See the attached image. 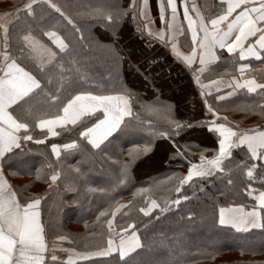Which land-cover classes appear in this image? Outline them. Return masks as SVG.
<instances>
[{"label":"trees","instance_id":"1","mask_svg":"<svg viewBox=\"0 0 264 264\" xmlns=\"http://www.w3.org/2000/svg\"><path fill=\"white\" fill-rule=\"evenodd\" d=\"M28 2L0 0V53L7 51L40 82L26 102L11 108L14 117L29 123L25 133L32 140L6 153L2 166L21 204L42 197L40 215L49 245L62 244L86 257L71 263L65 250H53L45 264H264V210L262 227L247 231L224 226L218 218L225 206H256L255 197L264 191V161L250 160L246 146L236 147L222 161L223 171L215 169L179 184L190 164L200 163L201 154L208 159L217 155L219 134L209 130L213 124L239 130L264 126V90L207 92L196 82L236 73L243 64L238 53L221 52L219 60L199 75L198 65H187L167 40L148 34L146 21L138 12L134 17L132 0H51L61 12L48 0H37L31 14L24 8ZM197 2L207 17L219 5L217 0ZM149 4L159 24L158 0ZM96 10L111 13L113 20L105 21L94 14ZM51 29L63 36L65 49L56 48L44 35ZM28 34L46 46L38 56L24 45L22 38ZM247 62L256 80L264 83V55ZM80 92H126L131 97L132 115L99 147L79 135L84 126L102 118L99 112L57 129L56 136L36 127L38 119L57 114ZM165 106L167 112L150 110ZM72 141L76 147L53 154V144ZM253 163L257 168L249 180L244 165ZM125 164L127 178L119 184ZM53 174H58L57 184L50 179ZM249 185L254 196L248 193ZM151 200L159 207L145 215L139 209ZM121 228L128 234L134 231L140 246L123 258L118 252L96 255L109 238L118 242Z\"/></svg>","mask_w":264,"mask_h":264},{"label":"snow or ice","instance_id":"2","mask_svg":"<svg viewBox=\"0 0 264 264\" xmlns=\"http://www.w3.org/2000/svg\"><path fill=\"white\" fill-rule=\"evenodd\" d=\"M50 6L57 12H61L60 8L48 0ZM252 0H225L226 8L221 14L215 18H211L208 23H205L204 17L199 11H196L197 19L193 20L189 15V8L184 6L183 16L187 21V30L191 34V51L188 54L181 53L176 44L172 43V51L181 58L187 65L191 66L192 63L199 58L201 68L199 71H204L205 66L216 60L215 49H226L229 54L239 50L240 59H245L247 56L260 59L261 51H264V0H259L258 6L249 7L248 5ZM37 0H29L24 5L29 14L32 12V5L36 4ZM135 15L139 14L143 21L145 30H149V35H156L161 41L165 39L164 29L153 32L150 30V25L153 23L150 16L149 0H142L137 4V0H132L130 6ZM196 10L195 5L192 6ZM159 19L161 22H166L169 31V40L173 41L176 35H183V30L175 28V21L177 20V5L176 0H159ZM166 8L170 10V18L165 20ZM236 12V9H241ZM236 12L234 19H229ZM96 15L102 16L105 21H112L113 16L111 13H105L103 10H96ZM63 15V13H61ZM227 21V29L224 30L220 27L222 22ZM211 25V27H209ZM4 46L8 47L7 29H3ZM78 31V29H77ZM254 44L249 43L245 47V41L249 37H256ZM44 35L48 36L54 43L60 47L61 50L67 47L63 40L55 32H45ZM235 35V38L230 42V38ZM24 45L30 50L31 53L39 55L40 52L46 49L35 36L31 34L23 36ZM258 46V49L257 47ZM199 49V52L197 51ZM23 52V49H22ZM54 55V54H51ZM0 158L5 156V153H11L13 148L20 147L21 138L25 141L32 140L31 135H23L21 137L17 133L20 130L28 131L30 125L27 122H22L13 116L9 108L12 105H17L18 102H26L34 90L40 88V82L29 71L21 67L14 58H12L7 51L0 53ZM248 68L247 64L240 65L241 74L243 70ZM196 82L200 87L206 88L208 85L201 84L199 79ZM220 80L209 81L211 85H218ZM235 88L245 87L249 92H255L257 89L264 90V84L257 83L254 79H246L243 81L236 80L233 77V86ZM219 90V89H217ZM201 95H204L201 92ZM226 95H231L227 93ZM56 96H52V100H56ZM217 100L224 99L223 96H217ZM205 105L209 112L216 113L205 101ZM102 111L103 118H97L95 123L91 126H84L83 130L79 132L81 137H86L93 147H99L101 141L106 139L114 131H116L124 117L132 115L131 97L126 92L118 93L116 95H93L90 92H80L73 95L63 104L62 108L57 114L50 118H40L36 121V127L40 129H47L48 134L56 136L58 133L54 130L56 127L63 128L65 125H76L81 121L82 117L91 118L97 111ZM152 111L167 112V106L163 110L150 109ZM167 119V117H165ZM227 120V117L224 118ZM175 124L179 129L181 125L173 120L168 121ZM210 131H215L219 134V148L217 155L211 159L206 158L203 154L200 155V163H192L188 168L187 175L179 181L180 185L192 180L193 177H201L211 175L213 170L219 169L223 171L222 161L231 156V149L246 146L247 153L250 160L264 161V130L258 129H234L227 127L225 124H213ZM167 133H160L166 135ZM41 143L42 141H36ZM76 142L72 141L69 144L62 145L63 148H74ZM52 151L56 156L60 155L58 145L53 144ZM246 176L249 180L254 179V171L257 168L256 164H245ZM128 165L122 166L117 183L123 184L127 178ZM58 174H53L50 179L55 182ZM264 179V177H262ZM231 183V181H229ZM176 192H180V187L175 188ZM255 190L248 187V193L251 196ZM42 197L36 196L30 201L21 204L17 200L16 193L12 190L11 186L3 177L0 171V264H45L44 253L48 250L45 240L44 226L40 222V213L38 206L41 203ZM256 206L245 210L243 206L220 208V223L231 224L235 227L247 229L249 227H260L261 210H264V191L259 192L255 197ZM179 201H173L178 203ZM119 207H124L120 205ZM159 207L156 200H151L146 208L139 210L145 215L152 208ZM103 215V213H101ZM115 215V212L112 213ZM112 220L107 221L109 232L113 231ZM133 225L129 224L128 228ZM118 242L109 238L107 240V247L96 252V255L108 256L113 252H118L121 258L128 255L140 246L139 239L133 231L131 235L128 234L127 229L121 228ZM58 240H65L67 237L58 236ZM53 261L56 257H51Z\"/></svg>","mask_w":264,"mask_h":264},{"label":"crops","instance_id":"3","mask_svg":"<svg viewBox=\"0 0 264 264\" xmlns=\"http://www.w3.org/2000/svg\"><path fill=\"white\" fill-rule=\"evenodd\" d=\"M219 3V5L217 6V10L215 12V14H213L212 16L210 17H207L205 16V14L203 13L199 3L197 2V0H181V1H178L176 0V5H177V20L175 21V28L177 30L179 29H182L183 30V35H176L175 36V39L173 41H170L169 40V31L167 29V24L166 22H159V24H157V22L154 20L153 18V15H152V12H151V9H150V16H151V19L153 21V23L150 25V30L153 31V32H156V31H159L160 29H164V36H165V39L164 40H167L170 45H171V48H172V43H175L178 50L181 52V53H184V54H188L190 53L191 51V34L190 32H188L187 30V21L184 19V16H183V11H184V6L187 5L188 8H189V15L192 17L193 20H196L197 19V16H196V11H199L200 14L204 17V20H205V23H208V21L211 19V18H215L217 15L221 14L222 10L224 8H226V3H225V0H217ZM163 2L167 3V0L165 2V0H163ZM158 3H159V0H158ZM259 4V0H252V2L248 5L249 7H254V6H258ZM193 5H195V8L196 10H193ZM149 7H150V4H149ZM241 9H236V12H239L241 11ZM236 12L233 13V15L231 17H229V19H234L235 18V15H236ZM170 18V10L166 8V12H165V20L167 21V19ZM147 23V22H146ZM209 27H211V25H209ZM220 27L224 30L227 29V21L225 22H222ZM149 31V30H148ZM46 32H55L57 33V35H59V37L63 40L64 44H66V41L65 39L63 38V36L51 29V30H48ZM258 35L256 37H249V39L247 41H245V47H247V45L249 43H252L254 44L255 40L258 38ZM156 36V35H155ZM50 41L51 43L58 49H60V47H58V45L56 43H54L48 36H46ZM158 37V36H157ZM159 38V37H158ZM235 38V35H233L229 42ZM257 49H258V46H256ZM61 50V49H60ZM259 50V49H258ZM199 52V49L197 50ZM215 55L217 57L216 60L208 63L206 66H205V70L209 69L211 65L215 64L219 58H220V54L221 52H227L226 49H220L219 47H217L215 50ZM228 53V52H227ZM234 53H238L239 55V50H237L236 52ZM264 55V51H261V56L260 58ZM240 57V56H239ZM252 58H255V57H252V56H247L245 59H241L243 61V64H246L248 63L247 60L249 59H252ZM192 65H198V71L199 69L201 68V65L199 64V58L197 57V59L192 63ZM191 65V66H192ZM249 69L246 68L243 70V74H241V71L239 74L237 75H233V76H230V77H224V76H220V77H215V78H212L210 80H207V81H204L202 82L201 84H204V85H208V87L206 88H203V90L207 91V92H214V91H220V90H224V89H235L234 85L233 86H229V85H232L233 84V77H235L236 80H239V81H243V80H246V79H253L251 77H249L247 75V70ZM204 70V71H205ZM239 70H240V67H239ZM203 71H199V75H201ZM33 75V74H32ZM34 76V75H33ZM37 79V78H36ZM38 80V79H37ZM216 80H220L221 83H219L218 85H211L209 84V81H216ZM240 88H245V87H240ZM240 88H236V89H240ZM219 89V90H217ZM247 89V88H246ZM35 91V90H34ZM94 95V94H93ZM19 103V102H18ZM15 105H12L10 108H9V111L11 112V108L14 107ZM97 112L101 113L102 114V111L98 110ZM103 115V114H102ZM14 116V115H13ZM127 117V116H126ZM47 118H50V117H47ZM45 118V119H47ZM103 118V116H102ZM125 118V117H124ZM69 125V124H68ZM67 126V125H65ZM61 127H56L54 130L57 132V129H59ZM39 130H42V131H47V129H40L38 128ZM255 129H258V130H264V126H261V127H258V128H255ZM18 135H20L21 137H23V135L27 134L25 133V131L22 129L20 130L19 133H17ZM29 135V134H27ZM49 136H51L49 134ZM105 140V139H104ZM103 140V141H104ZM101 141L100 144L103 142ZM27 141L23 140L21 138L20 140V145L23 144V143H26ZM99 144V145H100ZM58 145V144H56ZM59 146V145H58ZM52 148V147H51ZM63 147L62 146H59L58 147V150L59 152L61 151ZM15 149V148H13ZM53 152V151H52ZM6 154V153H5ZM54 154V153H53ZM55 155V154H54ZM56 156V155H55ZM0 171H2L3 173V177L4 179L7 181V183L11 186L12 190L15 192V190L13 189L12 185H11V180L8 178V176L6 175L4 169H3V166H2V158H0ZM56 182V181H55ZM16 193V192H15ZM17 196V194H16ZM17 200L19 201L18 199V196H17ZM20 202V201H19ZM238 206H243L245 208V210H248L250 208H247L245 207L244 205H231V206H225V207H222V208H227V207H238ZM38 210H39V213H40V205L38 206ZM262 211L261 210V220H260V227H249L247 228L246 230L245 229H242V228H238V227H235L231 224H222L224 226H227V227H230L232 229H235L237 231H247V230H250V229H257V228H261L262 227ZM218 218H219V221H220V213L218 214ZM40 222L42 223V220H41V215H40ZM220 223V222H219ZM221 224V223H220ZM43 225V223H42ZM129 235H131V233H129ZM137 236V235H136ZM138 237V236H137ZM45 240H46V243H47V246H48V250L44 253L45 255V261L46 259L48 258V255L51 254L53 252V250H65L67 252V257H66V261L67 262H76L78 260H83L85 259V254H83L82 252H78V251H75V250H72V249H66L65 247L62 246V244L60 246H56V247H51V245H49L46 237H45Z\"/></svg>","mask_w":264,"mask_h":264},{"label":"rangeland","instance_id":"4","mask_svg":"<svg viewBox=\"0 0 264 264\" xmlns=\"http://www.w3.org/2000/svg\"><path fill=\"white\" fill-rule=\"evenodd\" d=\"M49 57V55L46 57V58H48ZM46 61V60H45ZM247 65H248V67H249V69L247 70V75L249 76V77H251V78H253L257 83H260V82H258L257 80H256V78H255V76H253V74L251 73V65H250V63H246ZM240 65L241 64H239V66H238V70H237V72L236 73H231V74H229V75H225L226 77H230V76H233V75H237V74H239L240 73V70H239V67H240ZM224 76V77H225ZM262 84H264V83H262ZM236 89V88H235ZM55 184H57V180H56V182H55ZM61 244H56L55 243V245H52L51 247H56V246H60Z\"/></svg>","mask_w":264,"mask_h":264},{"label":"water","instance_id":"5","mask_svg":"<svg viewBox=\"0 0 264 264\" xmlns=\"http://www.w3.org/2000/svg\"><path fill=\"white\" fill-rule=\"evenodd\" d=\"M255 194L253 193L252 196H254Z\"/></svg>","mask_w":264,"mask_h":264}]
</instances>
